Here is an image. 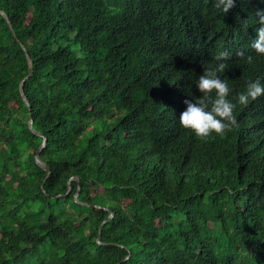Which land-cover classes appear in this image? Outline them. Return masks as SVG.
I'll return each mask as SVG.
<instances>
[{"label": "trees", "instance_id": "1", "mask_svg": "<svg viewBox=\"0 0 264 264\" xmlns=\"http://www.w3.org/2000/svg\"><path fill=\"white\" fill-rule=\"evenodd\" d=\"M258 8L0 0L33 63L29 109L27 55L0 14V264H264V96L222 136L178 120L218 51L230 98L264 80Z\"/></svg>", "mask_w": 264, "mask_h": 264}, {"label": "clouds", "instance_id": "2", "mask_svg": "<svg viewBox=\"0 0 264 264\" xmlns=\"http://www.w3.org/2000/svg\"><path fill=\"white\" fill-rule=\"evenodd\" d=\"M237 0H211L212 7L218 14L225 15L236 6ZM264 4V0H259ZM259 25L255 28L256 36L251 39L249 47L258 55H264V8H258L253 13ZM230 53L227 50L218 51L214 62L203 67V73L195 82L199 97L185 99V108L180 113V125L191 130L198 138H207L210 134L224 135L227 130L237 125L234 110L237 105L246 106L251 101L264 96V80L261 78L248 80L243 90L234 99L230 98L231 88L226 78L221 79L226 69ZM251 63L252 57H247ZM191 96V94H189Z\"/></svg>", "mask_w": 264, "mask_h": 264}, {"label": "water", "instance_id": "3", "mask_svg": "<svg viewBox=\"0 0 264 264\" xmlns=\"http://www.w3.org/2000/svg\"><path fill=\"white\" fill-rule=\"evenodd\" d=\"M0 14H2V15L4 16V18L6 19V21L8 22V24H9V26H10V28H11V31L13 32L14 36L17 38V40H18V41L20 42V44L22 45V48L24 49V51L26 52V55H27V59H28V63H29V74H28V76L23 80V82L21 83L20 92H21V96H22L24 102H25L26 105L29 107V109H31L30 101H29L28 97L26 96L24 85H25V82L28 80V78L31 76V74H32V72H33V63H32V60H31L30 55H29L28 52H27V49L25 48V46H24V45L21 43V41L19 40V38H18V36H17V34H16L15 30H14V27H13L11 21H10L9 16H8L4 11H1V10H0ZM30 129H31V131H32L33 133H35V134H37V135H40V136H43L40 132H38L37 130H35V129L33 128V121H32V120H31V122H30ZM46 145H47V140L45 139L43 145L41 146V148L39 149V151H38V153H37L36 161H37L38 165H39L42 169H44V170L47 171V173H48V174H47V177H46V180H47V179L50 177V175H51V170H50V168L48 167V165H47L46 163H44V162L41 160V158H40V154H41V152L43 151V149L46 147ZM46 180L44 181V184H45ZM72 181H77L78 183H80V180H79L78 178H76V177H73V178H72ZM44 184H43V186H44ZM79 192H80V188H79L78 192H77L76 195H75V200H76V202L79 203V204H82V205H87V204L82 203V202H80V201L78 200ZM107 210H108V209H107ZM108 211H110V210H108ZM113 216H114V214L111 213V216H110V218L107 220V222L110 221V220L113 218ZM105 223H106V222H105ZM105 223H104V224H105ZM104 224H103V225L101 226V228H100V236H99V239L101 238V235H102V229H103Z\"/></svg>", "mask_w": 264, "mask_h": 264}]
</instances>
